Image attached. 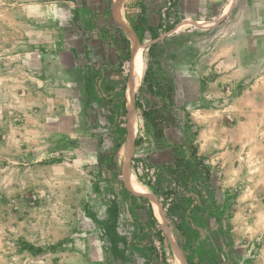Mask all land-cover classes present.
I'll return each mask as SVG.
<instances>
[{"label": "rangeland", "instance_id": "1", "mask_svg": "<svg viewBox=\"0 0 264 264\" xmlns=\"http://www.w3.org/2000/svg\"><path fill=\"white\" fill-rule=\"evenodd\" d=\"M26 1L0 0V63L7 69L25 61L28 48L25 22L16 26L4 16L11 8L24 13ZM251 1H239V15L251 16ZM72 2L91 9L89 44L96 53L68 51L61 59L88 62L81 71L90 81L68 85L66 95L46 106L75 111L67 119L74 131L60 134L49 125L46 142L39 141L30 131L25 79L0 80V264H174L151 201L124 178L134 121L121 113L130 72L129 63L116 59L111 16L103 12L111 2L67 0L68 10ZM113 10L143 50L129 176L156 197L186 264H264L258 213L240 203L247 187L241 175L257 170L253 160H264V149L242 147L241 138L250 131L251 113L256 122L264 114V101L252 100L251 85L236 80L245 44L235 35L239 16L233 12L219 23L217 6L195 12L188 0H119ZM60 17L78 46L69 11ZM138 103L155 124L142 118Z\"/></svg>", "mask_w": 264, "mask_h": 264}, {"label": "crops", "instance_id": "2", "mask_svg": "<svg viewBox=\"0 0 264 264\" xmlns=\"http://www.w3.org/2000/svg\"><path fill=\"white\" fill-rule=\"evenodd\" d=\"M188 1H192L196 5L197 10L195 12H198L199 7L214 8L217 6L220 10L219 15L216 17V19L220 18L219 23L229 18L233 12L239 16L241 26L236 28L235 35L245 38V44L240 45V58L239 56L236 57V80L251 85L250 95L252 100L264 101V0L250 2L251 16L249 18L243 17V13L238 14L237 7L240 0ZM11 4H15L14 0H11ZM231 5V9L227 13V8ZM25 6L23 8L25 15L24 13L20 14V10L11 8L4 18L10 19L12 24L14 23L16 26H19V22H25L21 23V26L22 28L25 27L22 30H24L25 44L28 48L26 60L13 64L10 69L4 68L0 63V80L3 77L25 79L27 99L32 101V107L28 110V115L32 118L29 124L30 131L37 135L39 141L46 142V127H49V125L53 126L54 132L60 134L74 131L73 125L70 126L71 129L67 128V119L71 118L73 120L74 116H78L76 112L67 109L49 110L46 103L48 100L60 99L61 95H66L67 90L65 87L68 85L80 87L88 80L85 78V81L81 71L82 67L89 64L88 62L81 65V63L75 61L68 65L61 58L68 51L76 57V54L80 51L87 52V48H91V54L96 53L95 47L89 44L90 40L93 41L94 39L91 36L93 26L89 20L91 9L88 4L72 2L68 10L67 0H27ZM0 7L2 9V3H0ZM110 10L112 18L115 19L113 0ZM67 11L70 13V26L74 27L79 34L80 43L78 46L71 45V40L66 34V19L61 21L60 14H66ZM3 14L0 11L1 21ZM260 86H262L261 89ZM242 115L241 127L243 125ZM250 117V131L249 133L246 131L241 138L242 147L248 148L250 145L251 149H264V114L257 115L258 118L260 117V120L257 118V122L253 112ZM51 119L52 123L50 122ZM237 129H239V126H237ZM241 130L243 131V128ZM40 146L46 148V145ZM253 161H257V170H251V172L241 175V183L246 181L247 187L245 191L243 188L241 189L240 203L244 211L252 212V214L254 212L258 213L259 218L256 221L258 226L264 230V160ZM238 197L239 195H237V202H239ZM244 197H249L246 202L243 201Z\"/></svg>", "mask_w": 264, "mask_h": 264}, {"label": "bare ground", "instance_id": "3", "mask_svg": "<svg viewBox=\"0 0 264 264\" xmlns=\"http://www.w3.org/2000/svg\"><path fill=\"white\" fill-rule=\"evenodd\" d=\"M114 1V5L117 8L118 5V1L119 0H113ZM122 24L126 25V20L122 19ZM131 49H132V55H137L138 60H139V68L135 77V89H134V94L130 95L128 97L129 103L127 104L128 107V112L130 113L128 116V120L131 121L133 119L134 121V128L133 126L131 129V135H129L128 138V144L127 147L125 149V156H124V160H123V169L126 172V174L124 175L125 180L128 182V185L130 187L131 190H133L136 193L142 194L143 196L147 197L152 205H153V212L155 214V216L157 217V219L160 221L161 226L164 230V232L167 234L169 240L171 241V250L173 252V258H174V264H186L185 260L177 246L176 240L174 238V234L172 232V230L167 226L166 222L164 221V219L162 218V215L160 213V208L158 205V201L156 199V197L150 192V190L146 189L145 186L140 185L139 183H136L134 180V178H132L131 176H129L128 174V159H129V154L130 153H126L128 152V146H129V151L132 148V141L133 138L135 136V132H136V111H135V107H134V103H135V94L139 89V84L141 81V75H142V67H143V57H142V47L141 45H139L138 41L136 40V38L132 37V41H131ZM130 65V64H129ZM132 66V65H131ZM127 95V94H126ZM126 101H127V96H126ZM127 154V155H126ZM126 157V158H125ZM124 172V173H125ZM133 179V180H132ZM135 182V183H134Z\"/></svg>", "mask_w": 264, "mask_h": 264}, {"label": "trees", "instance_id": "4", "mask_svg": "<svg viewBox=\"0 0 264 264\" xmlns=\"http://www.w3.org/2000/svg\"><path fill=\"white\" fill-rule=\"evenodd\" d=\"M110 2H112V0H110ZM106 10L109 13L111 11L110 8H105L104 11L106 12ZM110 16H111V13H110ZM109 24L113 25L112 26L113 32L111 33V40H112L113 46H115L116 50L118 51V56L116 57V59H118L119 62H121V61L125 62L126 61L127 63H129L131 60V54H132L130 39L124 34V32L120 28L119 24L116 23L115 19H113L112 16L110 17V23ZM169 30H171V29H169ZM89 81L90 80L88 79V82ZM127 82H128V80H127ZM126 87H127V85H126ZM112 103L114 105L115 101L113 102V100H112ZM137 105L140 109H142V107L139 103ZM116 107L117 106H112L111 109L113 111H115ZM89 108H91L95 113V110L92 108V106H90ZM121 113L123 116H127V110H126L125 104L122 106ZM142 118L145 121H152V122H154V124L156 122L155 117L150 113V111H148L146 109H142ZM96 119H97V117L95 116L93 120L89 119L88 122L94 123L96 121ZM118 147H121V145H119ZM149 207H151V205H149Z\"/></svg>", "mask_w": 264, "mask_h": 264}, {"label": "water", "instance_id": "5", "mask_svg": "<svg viewBox=\"0 0 264 264\" xmlns=\"http://www.w3.org/2000/svg\"><path fill=\"white\" fill-rule=\"evenodd\" d=\"M129 64H130L129 65L130 75H129L128 82H127V87H126V94H127L126 95L127 96L126 109H127V112H128L127 104L129 103L128 97L130 95H133L134 94L135 77H136V74H137V71H138V68H139V60H138L137 55L134 56V55L131 54V60H130ZM138 91H139V89H138ZM127 114L129 116L130 113L128 112Z\"/></svg>", "mask_w": 264, "mask_h": 264}]
</instances>
